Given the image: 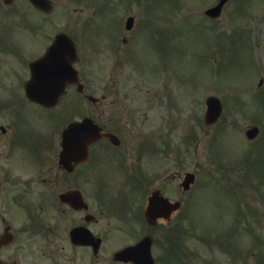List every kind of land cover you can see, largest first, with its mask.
Segmentation results:
<instances>
[{
	"label": "rangeland",
	"instance_id": "374dc122",
	"mask_svg": "<svg viewBox=\"0 0 264 264\" xmlns=\"http://www.w3.org/2000/svg\"><path fill=\"white\" fill-rule=\"evenodd\" d=\"M56 2L58 28L75 33L88 91L100 97L106 87L117 100L131 106L134 100L140 112L129 132L169 135L168 141L158 139L160 151L151 158V167L172 153L170 166L197 172L183 199L185 213L177 220L183 235L171 236L176 217L169 236L154 238L152 252L159 264H260L264 190L257 184L264 189V0H229L213 20L203 12L217 0ZM130 16L134 25L125 32ZM116 34L117 50L110 47ZM104 45L110 50L104 51ZM208 96L223 105L211 127L203 124ZM112 99L102 104L108 108ZM72 100L74 95L64 106ZM61 105L54 127L66 120ZM250 126L260 131L251 142L244 136ZM50 127L46 124L47 133L54 132Z\"/></svg>",
	"mask_w": 264,
	"mask_h": 264
},
{
	"label": "flooded vegetation",
	"instance_id": "af4514ba",
	"mask_svg": "<svg viewBox=\"0 0 264 264\" xmlns=\"http://www.w3.org/2000/svg\"><path fill=\"white\" fill-rule=\"evenodd\" d=\"M50 1L46 14L29 0H0V236L12 237L11 243L0 247V262L132 264L109 259L143 238L151 240L152 250L155 237L173 232L174 219L186 210L183 199L190 189L182 190L181 182L187 171L170 166V153L158 167L154 161L150 173L143 172L142 147L151 146L153 139L168 141L169 135L129 132L139 107L134 100L133 106L117 100L106 87L100 97H113L108 113L103 100L88 102L84 112H71L62 125L47 133L46 124L54 127L55 113L29 100L25 92L31 65L45 55L59 32L55 20L47 21L50 13L55 18V4ZM77 64L78 60L75 68ZM83 85L82 93L88 91ZM77 89L69 85L66 91ZM83 117H90L117 139L100 138L88 146L84 159L73 155L68 163L62 131ZM155 145L152 158L160 151ZM155 191L178 201L179 210L167 214L160 209L156 217L145 220L148 198Z\"/></svg>",
	"mask_w": 264,
	"mask_h": 264
},
{
	"label": "water",
	"instance_id": "95a60500",
	"mask_svg": "<svg viewBox=\"0 0 264 264\" xmlns=\"http://www.w3.org/2000/svg\"><path fill=\"white\" fill-rule=\"evenodd\" d=\"M227 1L228 0H218L217 4L214 7L208 9L205 12V14L207 16H209L210 18L218 17L220 15V13H221V10H222L223 6L225 5V3ZM132 21H133V18H129L128 19L127 27H130ZM62 37H65V36L64 35H61V36L59 35V37L57 39L58 43L61 41L60 42L61 46L63 45L62 41H64V40H61ZM58 90H59V88L57 87V89L55 91L51 92V96H53L52 98H55L57 96ZM221 111H222V106H221V103H220L219 99H217L216 97H213V96L207 98L206 99L205 123L208 125V124H212V123L216 122L217 119L219 118L220 114H221ZM83 127H84V129L86 131H89V128L87 126L85 127V124H83V125H75V126L69 128L67 132H69L71 130H76L75 134H77L81 130H83ZM257 132H258L257 128H252V129H250V130H248L246 132V136L249 139H252V138H254L257 135ZM73 136H71V137H73ZM84 143H85V141H84ZM191 176L192 175H188L187 176L186 182H191L192 181ZM148 247H149V244H148V242L145 241V242L141 243L137 247V249H135L134 251H131L129 253H125L124 252L122 255L119 254L118 256H121L120 257L121 259H123L125 257V258L131 259V260L134 259L135 261L138 262L137 257H135L136 253H134V252H141V253H144V254L141 255L143 257V259H145L146 261L150 262Z\"/></svg>",
	"mask_w": 264,
	"mask_h": 264
}]
</instances>
